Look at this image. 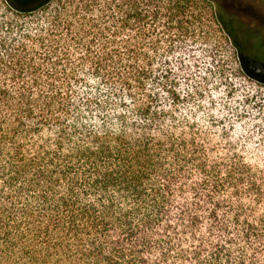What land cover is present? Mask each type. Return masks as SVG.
<instances>
[{"label":"trees","instance_id":"trees-1","mask_svg":"<svg viewBox=\"0 0 264 264\" xmlns=\"http://www.w3.org/2000/svg\"><path fill=\"white\" fill-rule=\"evenodd\" d=\"M0 264H264V26L0 0Z\"/></svg>","mask_w":264,"mask_h":264},{"label":"rangeland","instance_id":"rangeland-1","mask_svg":"<svg viewBox=\"0 0 264 264\" xmlns=\"http://www.w3.org/2000/svg\"><path fill=\"white\" fill-rule=\"evenodd\" d=\"M214 3L217 9H222L234 15L238 20L246 24L264 26V0H214ZM218 37L220 38V36ZM219 38L215 36V39L218 40ZM199 39L200 37H198ZM219 42H221L224 51L228 54L229 61H235V56L232 55L233 48L227 40L219 39ZM202 48H205V46L203 45Z\"/></svg>","mask_w":264,"mask_h":264}]
</instances>
